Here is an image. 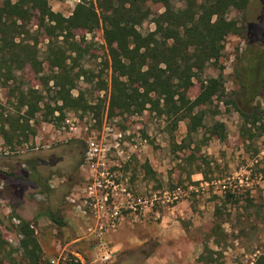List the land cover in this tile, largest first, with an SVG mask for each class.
<instances>
[{
    "label": "rangeland",
    "instance_id": "rangeland-1",
    "mask_svg": "<svg viewBox=\"0 0 264 264\" xmlns=\"http://www.w3.org/2000/svg\"><path fill=\"white\" fill-rule=\"evenodd\" d=\"M78 1L48 0L65 16ZM151 7L163 10L159 3ZM262 8L260 0L249 1L248 35H228L220 58L205 69L203 76L222 77L226 95L207 104L204 124L192 139L186 136L187 120L172 130L169 118L148 108L108 118L111 69L102 25L90 32L75 29L81 48L78 67L92 74L89 81L81 75L72 94L83 91L91 103L101 101L104 113L97 120L92 113L65 111L54 122L41 121L37 113L29 121L34 133L27 131V141L12 150L0 133V230L7 240L0 248V264H29L18 248L19 218L34 228L42 249L39 264H253L264 257V113L255 124L245 125L224 101L239 89L235 67L241 54L264 48ZM228 16L241 15L232 10ZM26 23L29 34L18 40L38 34L42 70L37 73L26 63L14 70L16 78L0 84V122L17 114L19 90L40 91L53 104L45 61L48 39L35 16ZM153 28L150 19L139 26L142 33ZM198 84L194 80L192 97ZM254 104L264 109V90ZM214 120L225 124L224 140L208 135ZM180 144L193 148L192 165L184 159L191 153L180 150ZM195 164L203 173L192 171ZM226 193H234L238 202L224 203ZM218 223V233L212 235ZM203 245L211 257L201 262ZM104 249L112 250L107 260H102Z\"/></svg>",
    "mask_w": 264,
    "mask_h": 264
},
{
    "label": "trees",
    "instance_id": "trees-1",
    "mask_svg": "<svg viewBox=\"0 0 264 264\" xmlns=\"http://www.w3.org/2000/svg\"><path fill=\"white\" fill-rule=\"evenodd\" d=\"M175 1L181 5L177 6ZM249 1L96 0L94 3L79 0L72 12L65 16L54 11L48 0H0V84L4 86L16 78L14 70L22 69L26 63L37 73L42 70L37 56L38 34L18 40L24 33L29 34L26 22L35 16L39 32L48 39L45 61L50 69L48 81H52L53 103L44 101L40 91L32 88L19 90L17 114H7L5 120H1L0 133L12 150L27 141V131L34 133L29 121L36 120L37 113H40L41 121L47 122L57 121L65 111L92 113V117L100 120L105 105L101 101L91 103L83 91L74 96L72 90L81 75L89 81L92 74L90 70L78 67L81 48L74 39V30L90 32L101 24L111 69L106 116L136 114L148 108L158 116L169 118L172 130L179 121L187 120L186 136L192 139V134L204 124L207 104L213 97L222 99L226 95L220 75L203 76V73L210 63L220 58L228 35H248L246 9ZM149 3H159L163 10L155 12ZM232 10L240 13L239 19L228 16ZM148 19L154 28L142 33L139 26ZM238 59L235 80L239 89L234 92V97L224 101L235 107L245 125L255 124L264 113L261 106L254 104L256 98L263 96L264 48H254ZM194 80L199 84L192 97ZM106 85L107 82L102 80V88ZM56 111L58 116L54 115ZM207 133L224 140L225 124L214 120L207 127ZM177 147L191 153L184 159L186 164L192 165L193 148L189 144ZM192 171L203 173L198 164ZM228 202H238L234 193H226L224 203ZM219 209L216 208L217 213H220ZM50 217L62 224L53 214ZM219 226L220 223L211 228L212 235L218 233ZM16 227L21 236L18 248L23 258L29 264H39L42 249L32 224L19 218ZM5 244L7 240L0 230V248ZM206 251L211 250L208 245H203L198 261L210 259ZM253 264H264V257L260 256Z\"/></svg>",
    "mask_w": 264,
    "mask_h": 264
},
{
    "label": "built area",
    "instance_id": "built-area-1",
    "mask_svg": "<svg viewBox=\"0 0 264 264\" xmlns=\"http://www.w3.org/2000/svg\"><path fill=\"white\" fill-rule=\"evenodd\" d=\"M97 185L100 187V183H97ZM91 192V191H90ZM104 199H106V196L104 197ZM97 205V204H96ZM100 207H103V205H101ZM100 229H102V226L99 227ZM112 256V250L110 249H104L103 251V257L102 260H107Z\"/></svg>",
    "mask_w": 264,
    "mask_h": 264
},
{
    "label": "flooded vegetation",
    "instance_id": "flooded-vegetation-1",
    "mask_svg": "<svg viewBox=\"0 0 264 264\" xmlns=\"http://www.w3.org/2000/svg\"><path fill=\"white\" fill-rule=\"evenodd\" d=\"M260 3H262V6H263V8H262V10H263V13H264V0H260ZM262 23V22H261ZM250 27H252V24H249L248 23V33H249V28ZM254 27V26H253Z\"/></svg>",
    "mask_w": 264,
    "mask_h": 264
}]
</instances>
